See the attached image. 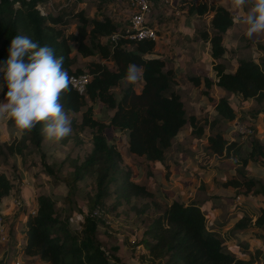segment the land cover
<instances>
[{
    "label": "trees",
    "instance_id": "1",
    "mask_svg": "<svg viewBox=\"0 0 264 264\" xmlns=\"http://www.w3.org/2000/svg\"><path fill=\"white\" fill-rule=\"evenodd\" d=\"M43 0H0V65L8 58L11 39L17 35L30 37L40 46L48 45L57 57H64V68L69 75L84 74L82 69H75L74 51L83 58L99 56L100 60L90 63L88 73L91 81L84 95L75 89L61 97V103L67 114L81 113L82 120H71L74 137L86 129L92 131L93 149L82 164L74 163V176L69 184L76 186L88 176L97 177V194L91 199L90 212H83L78 220V230L72 229L67 221L58 215L56 203L51 196L39 195L31 211L25 214L23 234L25 243L21 252L24 256L37 258L45 264H115L109 254L97 240L99 218L92 216L96 209L105 208V199L112 195L111 185L116 184L117 209L122 201L130 202L132 198H153L154 195L146 186L138 184L131 172H121L120 165L123 153L115 141L117 135H125V146L132 155L144 158L149 163L163 164L166 153L173 141L179 138L184 128L192 129V135L201 139L206 136L205 126L198 123L195 116L187 117L181 96L172 91L175 77L172 71H165L166 61L155 54L157 42L153 40L104 43L119 31L120 25L111 16L102 19H88L84 12L77 15L79 26L77 32L65 35L68 21L60 16L48 13L42 16L37 9ZM199 16L212 14L210 32L203 33L204 40L209 41L211 57L220 60L225 52L224 36L234 26L233 13L226 5L199 4L191 9ZM264 53V45H258ZM113 64V69L107 66ZM142 68V90L138 93L134 85H129L117 96L113 89L118 87L126 74L129 64ZM216 81L210 77H195L191 81L195 86L203 85L210 89L217 86L233 95L246 100L264 103V61L241 60L235 72L227 71L223 64H216ZM1 84L3 83L2 78ZM3 92H7L6 86ZM204 95L209 97L207 91ZM210 98V97H209ZM213 101L210 98V101ZM219 119L212 122H233L237 119L232 103L221 98L215 105ZM256 118L257 115H254ZM207 124V123H206ZM42 125L26 133L29 143L41 150L44 156V138L41 135ZM113 133H116L113 137ZM67 138H72L69 135ZM7 145L11 154H17L23 160L32 155L27 151V139ZM254 147L247 159L257 162L264 158V145L253 140ZM208 148L214 153L223 155L230 151L234 144L222 132L208 137ZM233 146V147H231ZM1 165V163H0ZM242 180L232 178L224 184V192L231 197H215L219 203L223 200L233 205L237 198L252 194L258 203L257 219L254 224L245 216L235 222V230H244L250 226L259 230L249 244L245 245L250 252L253 243L264 241V179L246 177ZM153 176L151 175V178ZM14 189L13 181L5 171H0V203H4ZM244 189L245 193H241ZM235 192L231 193V191ZM236 205L232 211L236 212ZM208 214L197 202L172 201L167 208L149 225L139 245L147 250L143 261L147 264H248L238 258L237 253L230 251L225 237L220 231L208 228ZM236 234L233 235L235 239ZM244 249V250H245ZM264 251L260 248L257 256ZM253 260V259H252ZM252 262V261H249ZM0 264H3L2 262ZM118 264V263H117Z\"/></svg>",
    "mask_w": 264,
    "mask_h": 264
},
{
    "label": "rangeland",
    "instance_id": "2",
    "mask_svg": "<svg viewBox=\"0 0 264 264\" xmlns=\"http://www.w3.org/2000/svg\"><path fill=\"white\" fill-rule=\"evenodd\" d=\"M128 1L43 0L39 4L43 7L45 15L51 13L68 21L65 28V35H68L77 32L79 26L77 15L80 12H84L90 20L111 16L120 25L119 28H125L130 20L127 8ZM222 3L230 6L234 26L224 39L226 48L224 56L220 60L214 61L209 59L211 57L210 45L204 41L203 36L204 32L211 30L210 20L213 15L209 13L199 16L196 13H191V9L199 4L212 6ZM156 10V14L150 20V25L156 28L157 24L159 25L157 45L161 42V37L164 34V41L170 39L168 40L169 52H174L172 56L175 60L176 73L181 76L180 80H177V86L179 87H173V89L180 91L181 99L183 98L182 101L186 107L187 117L195 116L198 123L205 126L206 136L199 139L192 135V129L184 128L179 138L173 141L172 147L166 153L164 163L152 164L144 158L127 152V149L124 148L125 135L113 133V137L117 135L115 143L119 145L124 157L120 165L121 172H131L135 181L146 186L154 197H135L130 202L122 201V205L115 209L113 205L116 201L115 189L117 186L112 184V195L105 199V208H102V213L98 216L97 240L109 254L112 262L117 258L118 264H147V261H143L147 250L139 244L144 238V232L149 225L174 200L197 202L202 208L206 206L212 210V218L208 215V228L216 225L218 227L221 225L226 226L221 227V232L225 237H229L226 246L230 251L237 253L238 258L248 264H264V251L258 256L256 254L259 247L264 248V241L252 242L253 246H251L250 252L245 249V245L260 234L259 230L252 226L244 230L234 229L239 216H245L252 221V224L255 223L258 213L256 199L253 198L252 194L242 195L241 199L237 198L234 201L235 203L230 206L225 200L219 203L215 198L218 196L231 197L227 191L224 192L223 186L232 178L242 180L244 178L243 174H245L246 177H253L257 180L264 179V158L260 157L257 162L249 161L247 165L242 161V159H247L253 150V140L259 139L264 145V103L259 104L255 100L244 101L241 96L228 92L221 94L214 86L210 89L205 88L203 85L197 87L191 81L192 78L196 77H191V75H197L201 78L207 76L198 71L192 73L191 70L196 65V57H203L201 65L202 62H205L204 64L207 66H202L210 67V75H213L210 78L215 81L216 71L214 67L216 64H223L228 68L227 70H236L241 60H253L262 63L264 53L258 50V45H264V36L255 39L246 37L247 26L243 21L246 19L247 9H234L231 0H173L172 4L166 8ZM180 28L184 29L179 31ZM188 32L192 36L189 37V41H182L181 44L180 40L182 37L187 38L184 35H188ZM197 40L204 42L199 43ZM103 41L104 43L108 42L107 39ZM195 43L198 46H195ZM157 51L155 54L160 56L162 52L157 53ZM207 51L209 56L206 55ZM179 53H185L186 58H188L189 71H181V64L184 59ZM72 56L75 57L76 62L74 70L82 69L84 74H89L88 68L91 62L100 60L99 56L83 58L76 51ZM167 56L170 57L168 54ZM107 66L113 69L111 62H107ZM128 86L121 82L118 87L113 89V92L117 96H121L123 90ZM134 87L138 93L142 90V76ZM205 91L209 93V97L213 101H210V98L204 95ZM1 95H5V92H0ZM221 98H226L232 103L236 110L237 119L229 123L217 122L212 126L211 123L219 119L215 112V105ZM3 100L0 102H3ZM202 100H206V104H202ZM83 111L69 114L70 121L77 119L80 123ZM254 115H257V117L255 118ZM217 132L224 133L230 144H234V147L231 146L233 148L230 151L226 150L223 155L214 153L208 148V137L215 135ZM70 135L72 138L66 137L59 143L46 142L47 146L44 147L48 151L44 152L43 157V152L29 143V136L26 133L22 138H17L16 141L15 139L12 140L11 144L23 141L24 138L27 139V151L31 152L32 155L26 160L9 152L7 145H11L10 143H4L0 146V171H5L14 185L11 195L6 198L4 203H0V208L2 207L0 212L5 215L9 239V242L0 247V263L4 259V264H11L13 258L6 262V257L16 246L14 244L17 243L18 246L21 245L22 247L25 243L23 229L26 217L23 214L34 210L37 196H51L56 203L60 219L67 221L74 230L79 229L78 220L83 217L81 214L93 210L91 199L98 192L96 175L86 177L76 186L69 184V180L75 172L74 163L82 164L93 149L92 131L86 129L79 134V138L74 137L73 132ZM18 157H20L24 166L26 165L23 168L22 177L19 173L21 170L16 167L17 162H20ZM26 172L29 173V179H26ZM234 192L235 190L231 191L232 195ZM240 192L245 193V190L240 189ZM25 194H31L30 199L22 196ZM17 202H21L20 206H17ZM236 205H238L236 207L237 211L234 212L232 210ZM234 234L237 235L235 239L233 238ZM20 254L23 264H45L37 258L32 259L24 256L21 252ZM117 263L115 262V264Z\"/></svg>",
    "mask_w": 264,
    "mask_h": 264
},
{
    "label": "clouds",
    "instance_id": "3",
    "mask_svg": "<svg viewBox=\"0 0 264 264\" xmlns=\"http://www.w3.org/2000/svg\"><path fill=\"white\" fill-rule=\"evenodd\" d=\"M234 9H247L246 37L264 36V0H231ZM142 68L129 64L123 83L135 85L141 79ZM0 92H7L0 102V120L11 122L17 137L31 133L42 125L46 142L59 143L71 132V121L61 103V97L72 90L75 78L64 68V57H57L48 46H40L30 37L17 35L11 39L8 58L0 65Z\"/></svg>",
    "mask_w": 264,
    "mask_h": 264
},
{
    "label": "built area",
    "instance_id": "4",
    "mask_svg": "<svg viewBox=\"0 0 264 264\" xmlns=\"http://www.w3.org/2000/svg\"><path fill=\"white\" fill-rule=\"evenodd\" d=\"M173 0H129L127 4L129 12V23L125 28H120L119 31L107 38V41L117 42L119 39H124L127 41H144V40H153L157 41L159 39L158 30L156 27L151 26V18L156 14V9H164L167 6L172 4ZM37 9L40 11L42 16H46L43 7L38 4ZM75 78L74 87L79 94L84 95L87 90V85L91 81L90 74H81V75H71ZM21 202H17V206H20ZM20 208V207H19ZM102 211L98 208L92 213V216H100ZM32 215H35L34 210L31 211ZM7 225L5 220V215L3 212H0V247L5 243L9 242ZM16 245L12 252L7 255L6 259H12L11 264H23L20 256L21 245ZM4 264V259L2 260Z\"/></svg>",
    "mask_w": 264,
    "mask_h": 264
},
{
    "label": "crops",
    "instance_id": "5",
    "mask_svg": "<svg viewBox=\"0 0 264 264\" xmlns=\"http://www.w3.org/2000/svg\"><path fill=\"white\" fill-rule=\"evenodd\" d=\"M222 5H226L227 7H229L230 8V6H228L226 3H222ZM194 22V21H193ZM158 27H159V25L157 24V30H158V32H159V29H158ZM181 29H184V28H180L179 29V31L181 30ZM208 32H209V35L210 36H212V34H211V32L208 30ZM229 32H231V30H229L228 31V33L224 36V39H225V37L229 34ZM196 33V31L194 32V34ZM165 35V34H164ZM164 35L161 37L162 38V40H161V42L157 45V49L156 50H158L157 51V53L158 52H162V54L160 55V57H162L165 61H166V68H165V71H172L173 72V74H174V77H175V81H174V83H173V85H172V89H173V87H179V86H177V80H180L179 78L181 77V76H179V74H177L176 73V65H175V60H174V58H173V56L172 55H174V52H169V41L168 40H170V39H167V40H163V38H164ZM158 36H159V34H158ZM184 36H186L187 38H183L182 37V39L180 40V42H181V44H182V41H189V37H191L192 35H190V33L188 32V35H184ZM205 41V40H204ZM204 41H201V40H197V42H204ZM208 45H210V43H209V41H205ZM175 43V42H174ZM195 46H198L197 45V43H195ZM166 47H167V49H166ZM173 47V46H172ZM171 47V49H173ZM180 48V47H179ZM209 48H210V46H209ZM162 50V51H161ZM180 50H181V48H180ZM156 52V51H155ZM167 54L170 56V57H168L167 56ZM179 55L180 56H182L183 57V59H184V61L182 62V64H181V67H182V69H181V71L183 72L184 70V72H186V71H189L188 69V58H186V56H185V53H179ZM206 55L207 56H209V53H208V51H207V53H206ZM201 59H203V57L202 56H200V57H196V65H194V69L192 68V73L194 72V73H196V71H198V72H200V73H204V74H206L207 76H209V77H212L213 75H210V67H205V66H207L206 64H204L203 62H202V65H205V66H202L201 65ZM209 59L210 60H213L212 59V57H209ZM209 59H207L208 61H209ZM197 60H198V62H197ZM198 65H200L199 67H198ZM226 69H228V68H226ZM211 70H212V67H211ZM227 71H229V72H235V70H227ZM197 77V75H191V77ZM0 84H1V79H0ZM216 89H217V91L218 92H220L221 94H226L227 92L225 91V90H223V89H221V88H218L217 86H214ZM193 88H195V87H193ZM219 89V90H218ZM174 90V89H173ZM172 90V91H173ZM174 92H176L177 94H179V95H181V93H180V91L179 90H174ZM6 94V93H5ZM4 97H5V95H1L0 96V101L1 100H3L4 99ZM183 99V98H182ZM205 101L206 100H202V104H206L205 103ZM199 103V102H198ZM185 109H186V107H185ZM194 115H198V114H194ZM20 139L21 137H17V136H15L13 133H12V131H11V122L10 121H7V120H0V146H2L4 143L5 144H8V143H10L11 144V141L12 140H14L15 139V141H16V139ZM43 145L45 146L46 145V141L44 140V143H43ZM47 146V145H46ZM48 151V149H46V147H45V152H47ZM20 160V162L18 163L17 162V165H16V167H17V169H20L21 170V172L19 171V173H20V175H21V177L23 176V168L24 167H26V165L24 166V164H23V162H22V160L20 159V157H18V161ZM27 164H28V161H27ZM26 179H29V173H27L26 172ZM29 187V186H28ZM30 188V187H29ZM22 196H24V198H26V199H30V197H31V194L30 195H22ZM2 208V207H1ZM0 208V209H1ZM203 210L206 212L207 210V214L208 215H210V217L212 218V210H210L209 209V207H204L203 208ZM26 214V213H25ZM25 214H23V215H25ZM211 224L213 225V222L211 221ZM214 225H215V223H214ZM224 225V224H223ZM221 227H226V226H220V227H218L217 225L216 226H212L211 228H213V229H216V230H218V231H220L221 232V230H222V228ZM222 233V232H221ZM33 259V258H32Z\"/></svg>",
    "mask_w": 264,
    "mask_h": 264
}]
</instances>
